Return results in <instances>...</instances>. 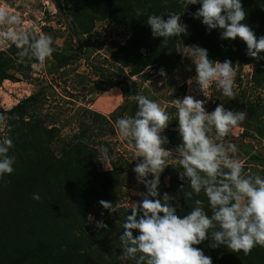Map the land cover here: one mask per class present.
I'll use <instances>...</instances> for the list:
<instances>
[{
	"label": "clouds",
	"instance_id": "clouds-1",
	"mask_svg": "<svg viewBox=\"0 0 264 264\" xmlns=\"http://www.w3.org/2000/svg\"><path fill=\"white\" fill-rule=\"evenodd\" d=\"M178 2L186 8L199 4L194 18L201 19L209 31L222 30V40L239 38L246 44L247 54L260 59L264 36L257 39L254 31L242 23L246 12L241 0ZM143 14L139 9L136 12V16ZM147 24L153 37H162L165 43L187 32L181 15L174 12L168 13L166 20L162 15H148ZM53 44L51 35L40 32L34 24L25 27L20 14L0 3V48L15 45L18 63L32 62L34 70L42 69L56 51ZM179 51L194 63L193 79L204 96L208 97V90L215 85L224 97L236 99V71L231 60L214 61L209 58L207 49L198 45L184 46ZM159 74L165 75L164 70L160 69ZM128 99L135 101L138 108L134 115L118 118L114 127L132 149V160L138 161L133 171L137 182L143 183L147 191L140 194L142 201L129 204L131 214L126 216L119 237L121 264L129 261L132 264H213L212 258L196 247L205 241H211L209 247L213 249L223 246L244 255L251 254L257 246L264 247V177L245 171L244 161L236 156L237 146L225 139L246 120L247 113L227 110L223 104L208 112L204 101L192 95L174 99L171 103L176 109L181 143L175 149H168L165 145L169 140L163 133L173 117L160 103L145 95H129ZM9 119L11 117L0 114V127L8 132L11 131L6 123ZM13 147L8 135L0 139V180L15 171L16 157L9 155ZM99 151L103 160H108V147L101 146ZM169 161L182 169L179 179L186 180L191 188L185 193L186 198L203 192L211 215L205 211L201 199H196L195 206L181 217L170 203L174 197L164 193L162 200L157 198L160 177ZM32 198L41 199L38 193ZM99 203L109 213L117 211L110 202L100 200ZM96 227L107 229L108 226L97 221ZM134 230L139 235L134 237Z\"/></svg>",
	"mask_w": 264,
	"mask_h": 264
},
{
	"label": "trees",
	"instance_id": "trees-1",
	"mask_svg": "<svg viewBox=\"0 0 264 264\" xmlns=\"http://www.w3.org/2000/svg\"><path fill=\"white\" fill-rule=\"evenodd\" d=\"M56 8L73 14H88L94 20L104 18L116 26L129 31L128 40L118 46L122 56V66L129 69L128 77L122 75L115 84L128 100L135 95L137 84L131 80L143 73L148 67L158 66L176 52L178 45H198L207 49L209 58L224 62L253 64L254 84L264 90V52L260 59L247 54L246 44L235 40H222L220 29L209 31L201 19L193 14L199 4L181 5L178 0H52ZM246 12L247 24L257 39L264 36V0H241ZM144 13L136 16L137 10ZM181 15V23L187 25V32L179 37H171L166 43L162 37H153L147 24L148 15L168 13ZM79 51V50H78ZM58 61V67L69 65L78 55ZM145 51V53H143ZM17 49L11 45L7 51H0V87L6 80L17 81L12 70L24 72L27 63H18ZM31 95L9 111L11 120L8 132L14 147L9 155L16 157L14 173L0 180V264H103L101 259L91 260L89 251L94 248L110 250L118 244L123 232L121 227H107L99 232L86 234L84 225L92 208L100 200L115 204L119 179L113 170L99 172L96 156L83 144L75 143L68 149L56 154L52 146L56 140V128H46L40 121L26 119L27 106L36 101ZM129 101V100H128ZM128 103V102H127ZM128 104L125 105L127 111ZM13 114H15L13 118ZM59 139V138H58ZM179 166L169 173L170 185L161 186L160 177L157 197L163 194L174 197L170 203L176 207L177 214L186 215L195 205L196 199L204 202L205 211L211 215L207 197L203 192L186 198L191 191L187 181L179 179ZM245 171H248L245 166ZM10 181L9 183H6ZM183 187V188H182ZM38 193L39 201L33 194ZM155 199V198H153ZM134 237L139 235L133 232ZM211 241L196 247L212 258L213 264H264V247H255L251 254L234 253L226 247L213 249ZM131 264L132 262L129 261Z\"/></svg>",
	"mask_w": 264,
	"mask_h": 264
},
{
	"label": "rangeland",
	"instance_id": "rangeland-1",
	"mask_svg": "<svg viewBox=\"0 0 264 264\" xmlns=\"http://www.w3.org/2000/svg\"><path fill=\"white\" fill-rule=\"evenodd\" d=\"M0 3L20 14L25 27L34 24L40 32L51 35L56 49L40 70H34L30 63L26 64L24 72L12 70L17 81H4L0 87V114L10 117L8 113L12 108L38 94L36 101L29 108L27 106L28 116L25 118L40 121L46 128L57 129L52 145L56 154L81 143L96 156L99 172L113 170L114 162L120 182L113 204L117 211L109 213L96 203L84 225V232H99L102 228L96 227L97 221L112 228L121 227L126 216L131 214L129 204L142 201L140 194L147 191L143 183L137 182L133 171L138 161L132 160V149L114 127L118 118L125 114L134 115L138 105L135 101H128L118 86H109L122 75L128 77L129 69L122 66L118 46L128 40L129 31L108 19L94 20L86 13L71 15L60 11L52 0H0ZM183 47L178 45L165 63L148 67L143 73L131 77L138 87L136 94L157 101L173 117L163 133L169 140L165 147L175 149L181 143L172 100L192 95L204 101L208 112L223 104L227 110L247 113L246 120L225 139L237 146L236 156L244 161L248 171L264 177V90L254 84L253 64L237 63L234 67L236 99L224 97L215 85L210 87L206 97L193 79L196 75L194 63L179 51ZM8 48H0V51ZM77 51L78 56L69 65L58 67V61L72 57ZM160 69L165 75L159 74ZM189 80H192L191 84ZM12 116L17 118L15 114ZM5 135H8L7 129L0 127V139ZM101 146L109 149L106 161L99 151ZM176 167L174 161H169V166L161 174L164 180L161 186L170 185L169 173ZM151 178L149 175L148 179ZM89 254L91 260L95 257L103 264H121L118 259L121 246L118 244L110 250L91 249Z\"/></svg>",
	"mask_w": 264,
	"mask_h": 264
},
{
	"label": "bare ground",
	"instance_id": "bare-ground-1",
	"mask_svg": "<svg viewBox=\"0 0 264 264\" xmlns=\"http://www.w3.org/2000/svg\"><path fill=\"white\" fill-rule=\"evenodd\" d=\"M7 81V80H6Z\"/></svg>",
	"mask_w": 264,
	"mask_h": 264
}]
</instances>
